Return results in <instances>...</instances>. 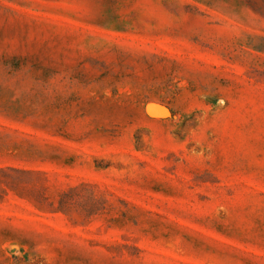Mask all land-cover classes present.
Instances as JSON below:
<instances>
[{
	"label": "rangeland",
	"instance_id": "374dc122",
	"mask_svg": "<svg viewBox=\"0 0 264 264\" xmlns=\"http://www.w3.org/2000/svg\"><path fill=\"white\" fill-rule=\"evenodd\" d=\"M0 264H264V0H0Z\"/></svg>",
	"mask_w": 264,
	"mask_h": 264
}]
</instances>
